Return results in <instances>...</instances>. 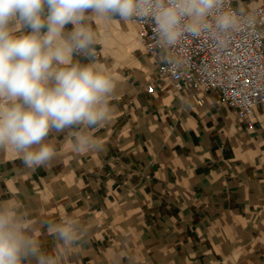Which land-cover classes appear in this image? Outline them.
<instances>
[{
  "label": "crops",
  "instance_id": "0c3cea01",
  "mask_svg": "<svg viewBox=\"0 0 264 264\" xmlns=\"http://www.w3.org/2000/svg\"><path fill=\"white\" fill-rule=\"evenodd\" d=\"M85 23L115 83L108 119L50 133L55 155L35 169L0 149V200L23 203L56 264H264V108L250 129L218 91L157 79L133 21ZM80 134L95 146L77 150ZM64 216L84 229L68 249L43 227Z\"/></svg>",
  "mask_w": 264,
  "mask_h": 264
},
{
  "label": "clouds",
  "instance_id": "9594fccd",
  "mask_svg": "<svg viewBox=\"0 0 264 264\" xmlns=\"http://www.w3.org/2000/svg\"><path fill=\"white\" fill-rule=\"evenodd\" d=\"M91 16L150 23L162 54L186 34L219 38L249 23L228 0H0V97L9 101L0 107V149H13L27 168L52 160L53 131L99 127L111 112L115 83L95 60ZM75 140L77 150L95 146L86 134ZM43 227L65 249L84 231L72 216ZM36 231L21 201L0 200V264H56Z\"/></svg>",
  "mask_w": 264,
  "mask_h": 264
},
{
  "label": "built area",
  "instance_id": "2783aa9c",
  "mask_svg": "<svg viewBox=\"0 0 264 264\" xmlns=\"http://www.w3.org/2000/svg\"><path fill=\"white\" fill-rule=\"evenodd\" d=\"M233 9L242 8L228 0V10ZM242 10L249 23L239 30L219 38L208 33L198 38L186 34L164 54L156 43L153 26L133 23L140 43L153 57L157 79L177 87L189 86L196 93L218 91L224 105L234 108L238 119L253 129L258 109L264 108V3ZM94 55L96 59L95 51ZM147 89L153 92L154 83Z\"/></svg>",
  "mask_w": 264,
  "mask_h": 264
}]
</instances>
